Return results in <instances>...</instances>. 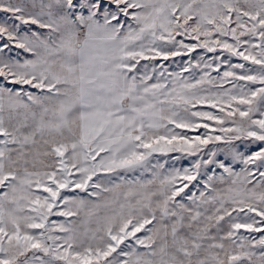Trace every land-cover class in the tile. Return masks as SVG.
<instances>
[{"label": "snow or ice", "instance_id": "1", "mask_svg": "<svg viewBox=\"0 0 264 264\" xmlns=\"http://www.w3.org/2000/svg\"><path fill=\"white\" fill-rule=\"evenodd\" d=\"M0 264H264V0H0Z\"/></svg>", "mask_w": 264, "mask_h": 264}]
</instances>
